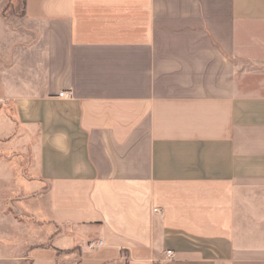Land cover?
<instances>
[{
    "label": "crops",
    "instance_id": "crops-1",
    "mask_svg": "<svg viewBox=\"0 0 264 264\" xmlns=\"http://www.w3.org/2000/svg\"><path fill=\"white\" fill-rule=\"evenodd\" d=\"M20 2L0 202L48 222L0 264H264V0Z\"/></svg>",
    "mask_w": 264,
    "mask_h": 264
},
{
    "label": "rangeland",
    "instance_id": "rangeland-1",
    "mask_svg": "<svg viewBox=\"0 0 264 264\" xmlns=\"http://www.w3.org/2000/svg\"><path fill=\"white\" fill-rule=\"evenodd\" d=\"M0 13L7 16L9 21H19L22 15L20 0H10L9 3L2 5ZM20 190L26 191V188L22 187ZM34 198H30L26 201L29 206L19 215L14 214L12 208L8 206L6 202H0V228L3 232H5V229H8L10 232V236L8 237L9 242H18L23 232L26 233L30 231L33 233L41 229V225L44 222H48V215L45 213L44 209L45 206H40V208H38L40 211H37L34 205L36 204L39 206V203H37L39 199L37 197ZM41 199L44 200V198ZM38 236L39 235H37V237Z\"/></svg>",
    "mask_w": 264,
    "mask_h": 264
},
{
    "label": "built area",
    "instance_id": "built-area-1",
    "mask_svg": "<svg viewBox=\"0 0 264 264\" xmlns=\"http://www.w3.org/2000/svg\"><path fill=\"white\" fill-rule=\"evenodd\" d=\"M59 95L60 96H63V93H60ZM98 244H101V241L100 240H98V241H91L89 243V246H95V245H98ZM166 257H167V259L172 258L173 257V252L171 250H167L166 251Z\"/></svg>",
    "mask_w": 264,
    "mask_h": 264
}]
</instances>
